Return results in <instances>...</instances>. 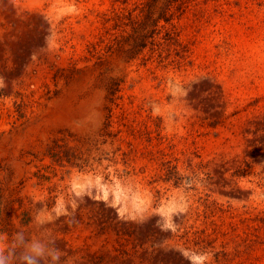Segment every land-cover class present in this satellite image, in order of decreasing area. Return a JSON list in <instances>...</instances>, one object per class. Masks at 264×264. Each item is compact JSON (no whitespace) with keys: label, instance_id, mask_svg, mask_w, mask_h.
I'll return each instance as SVG.
<instances>
[{"label":"rangeland","instance_id":"374dc122","mask_svg":"<svg viewBox=\"0 0 264 264\" xmlns=\"http://www.w3.org/2000/svg\"><path fill=\"white\" fill-rule=\"evenodd\" d=\"M114 3L0 0V264H264V0L174 1L179 43L99 66ZM105 67L137 132L114 144ZM66 129L90 168L46 155Z\"/></svg>","mask_w":264,"mask_h":264},{"label":"trees","instance_id":"16d2710c","mask_svg":"<svg viewBox=\"0 0 264 264\" xmlns=\"http://www.w3.org/2000/svg\"><path fill=\"white\" fill-rule=\"evenodd\" d=\"M177 0H114L113 14L108 18L114 22L115 28L118 30L110 32L101 36L99 42H93L89 46L91 55L98 59L99 66L108 65V59L112 54H118L126 57L128 60L134 59L144 52V49L149 45H159L160 38L169 40L172 43H179V31L177 24L174 21L173 3ZM107 18V21H108ZM161 21H165L161 24ZM163 35V36H162ZM103 43L108 45L107 55L101 50ZM112 69L105 67L104 72L109 76ZM107 86V106L108 115L104 127L100 131V136L104 137L103 144L109 142L114 144L116 141L124 142L128 138L136 137L137 132L129 123L127 115L123 112L117 116L119 127L116 131H112L114 126V108L118 106L117 92L120 90V85L124 81L123 78L109 76ZM124 133L127 138H123ZM76 142L75 144H71ZM93 140L90 138L81 139L71 131L62 130L59 135L55 136L49 143L46 155L56 165L66 166L70 165L78 167L80 170H86L92 166L90 163V156L92 154ZM129 149L123 151L122 155L125 159L124 162L129 164L136 156V145L133 140H127ZM88 147H85L87 146ZM121 145L110 152L103 151L101 156L95 160L102 161H116V154L121 151ZM105 155V156H103ZM167 170V178L175 179L176 184L181 179L175 166L169 163H164ZM164 169V167H163ZM164 169V170H165ZM0 170H8L6 167L1 166ZM128 173V172H127Z\"/></svg>","mask_w":264,"mask_h":264},{"label":"water","instance_id":"95a60500","mask_svg":"<svg viewBox=\"0 0 264 264\" xmlns=\"http://www.w3.org/2000/svg\"><path fill=\"white\" fill-rule=\"evenodd\" d=\"M191 257L194 258V257H196V256H195V255H192Z\"/></svg>","mask_w":264,"mask_h":264}]
</instances>
